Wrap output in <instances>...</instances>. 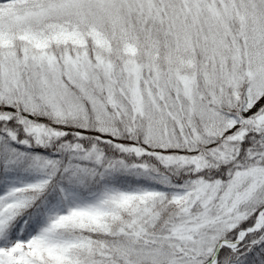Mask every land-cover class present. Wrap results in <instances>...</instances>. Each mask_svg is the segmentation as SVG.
<instances>
[{
    "label": "snow or ice",
    "instance_id": "6c2138e0",
    "mask_svg": "<svg viewBox=\"0 0 264 264\" xmlns=\"http://www.w3.org/2000/svg\"><path fill=\"white\" fill-rule=\"evenodd\" d=\"M0 264H264V0H0Z\"/></svg>",
    "mask_w": 264,
    "mask_h": 264
}]
</instances>
